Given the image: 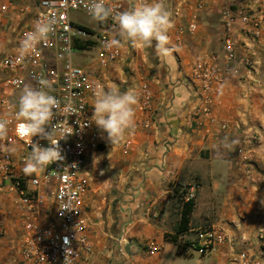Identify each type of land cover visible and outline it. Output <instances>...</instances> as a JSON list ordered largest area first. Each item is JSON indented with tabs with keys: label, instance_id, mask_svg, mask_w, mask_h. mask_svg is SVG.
Returning a JSON list of instances; mask_svg holds the SVG:
<instances>
[{
	"label": "crops",
	"instance_id": "0c3cea01",
	"mask_svg": "<svg viewBox=\"0 0 264 264\" xmlns=\"http://www.w3.org/2000/svg\"><path fill=\"white\" fill-rule=\"evenodd\" d=\"M117 1L122 11L136 2ZM36 3L0 0L6 8L0 13V56L15 50L19 34L32 23ZM166 3L174 22L170 55L125 44L116 61L88 72L106 90L145 88L150 101L146 108L135 106V129L114 145L93 123L99 142L86 163L90 183L83 207L90 249L79 247L74 264H232L240 251L264 264V240L257 238L264 229V0ZM229 13L258 21L259 36L253 39L251 28L237 22L235 59L226 63L223 21ZM78 24L98 29L97 23ZM191 24L195 30L188 32ZM180 29L184 32L178 41ZM202 59L222 76L209 93L191 82L193 65ZM7 94L0 88V97ZM13 144L18 150L12 154L11 180L40 175L44 169L25 175V162L19 159L30 154L18 141ZM248 168L251 179L245 175ZM11 186V181L0 186V264H28L21 256L32 207H24ZM190 186L195 187L194 208L189 231L177 239L185 249L178 255L165 235L175 234L179 219L174 193ZM37 192L44 200L33 213L44 224L51 219L53 197L46 188ZM209 227L221 229L227 242L210 253L194 250L196 231ZM145 246L158 252L149 253Z\"/></svg>",
	"mask_w": 264,
	"mask_h": 264
},
{
	"label": "built area",
	"instance_id": "2783aa9c",
	"mask_svg": "<svg viewBox=\"0 0 264 264\" xmlns=\"http://www.w3.org/2000/svg\"><path fill=\"white\" fill-rule=\"evenodd\" d=\"M122 11V5L117 0H108ZM88 0H37L36 11L32 23L19 34L15 50L0 58V88L11 94L0 97V117L13 120L9 135L3 142L5 146L15 141L20 143L23 151L31 153V147L22 134L15 131V113L18 106V97L13 94L22 91L25 84L39 86L40 78L51 82V94L61 101V110L57 111L53 123L57 126L56 139L59 141L58 150L62 159L44 168L43 172L35 177L13 180L15 165L13 155L0 149V186L11 181V187L16 191L24 207H32L29 220L25 224L26 237L22 249V261L28 264H74L78 257V248L89 252L90 246L86 238L87 219L84 217V202L88 196L90 175L86 171L87 159L95 151L99 142V132L91 122V101H94V88L97 84L91 75L75 62L79 52L75 44L88 40L91 37L82 26L71 18L72 13H83L90 16L86 4ZM0 7V13L5 12ZM45 16H55L58 23L54 33L47 43H42L37 50L25 58L18 55L19 41L32 30L33 23ZM107 29L96 43V57L99 66H105L116 61L120 52L117 48L109 49L107 42L113 37L114 21L110 18ZM239 22L244 27L251 28L252 38L259 36V22L248 14L235 17L232 13L226 14L223 21V53L226 63L235 59V44L232 38L235 24ZM195 30L194 25H188L187 31ZM184 30L177 31L179 41ZM222 81L218 68L206 60L197 61L192 68L191 82L196 83L204 93L216 90L215 84ZM139 93V105L146 108L150 95L145 88ZM67 111L75 112L66 115ZM50 131V129H49ZM65 134L66 138L62 139ZM39 140L34 137L33 142ZM41 146L47 147V140H39ZM242 154V151H238ZM243 157V160H247ZM26 156H20L19 162H25ZM245 175L252 178V170L246 169ZM28 185L29 189L27 188ZM40 188L49 189L53 197L51 219L41 223L34 215L33 209L43 203V196L37 192ZM195 199V187L190 186L184 196V202ZM257 238L264 240V229L257 233ZM227 242L225 233L215 227L197 230L192 244L194 250L201 253H210ZM149 253H156L158 249L145 246ZM124 253L123 247L119 248ZM232 264H259L247 252L240 251Z\"/></svg>",
	"mask_w": 264,
	"mask_h": 264
},
{
	"label": "clouds",
	"instance_id": "9594fccd",
	"mask_svg": "<svg viewBox=\"0 0 264 264\" xmlns=\"http://www.w3.org/2000/svg\"><path fill=\"white\" fill-rule=\"evenodd\" d=\"M85 6L93 20L103 23L111 18L114 21V35L107 42L109 49H119L129 44L133 48H154L155 54L160 57L171 54L173 49L170 47L169 32L174 22L166 0H136L123 11H117L108 0H88ZM57 23L55 16L37 19L32 30L19 41V57L32 55L40 44L47 43ZM38 85L23 86L15 113V131L18 136L22 134L31 147L23 168L25 175H33L62 159L58 150L61 139L55 138L58 129L53 123L57 111L61 110V101L51 94L52 84L49 80L40 78ZM93 91L91 122L107 133L112 145L121 142L127 133L135 129V106L139 103V93L133 88L121 91L109 87L106 90L100 85ZM65 112L70 115L75 109L69 112L66 106ZM12 123L13 120L0 117V142L7 139ZM34 137L47 140L48 146H41L39 140L33 142ZM0 149L8 154H15L18 150L14 144L5 146L3 143H0Z\"/></svg>",
	"mask_w": 264,
	"mask_h": 264
},
{
	"label": "trees",
	"instance_id": "16d2710c",
	"mask_svg": "<svg viewBox=\"0 0 264 264\" xmlns=\"http://www.w3.org/2000/svg\"><path fill=\"white\" fill-rule=\"evenodd\" d=\"M97 23V28L99 30H105L108 28L110 24V20L106 22H98ZM87 33H89L91 36L95 35V32L92 30H89L88 28L82 27ZM94 43L90 42L89 40L81 41L79 43L75 44L76 49H85L87 47H92ZM187 191L183 192L179 200L177 201V207L179 210V219L176 224L175 228V234L174 235H165V239L168 241L173 242L176 247H177V254L182 255L183 253L181 252L183 247L180 246V244L177 243V239L179 236H182L183 234L187 233L189 231V223H190V215L192 213V210L194 208V201H189V202H184V196Z\"/></svg>",
	"mask_w": 264,
	"mask_h": 264
},
{
	"label": "rangeland",
	"instance_id": "374dc122",
	"mask_svg": "<svg viewBox=\"0 0 264 264\" xmlns=\"http://www.w3.org/2000/svg\"><path fill=\"white\" fill-rule=\"evenodd\" d=\"M71 18L77 23L86 24L88 26H96L95 20H93L91 16H87L83 13H72ZM93 32H95V35L88 38V40L95 44L97 42L98 38L102 35V33L99 29H96V31H93ZM109 32H112V34L114 35L113 30H110ZM79 51L80 52H78V54H76V56H75V62L80 67H82L85 71L90 72V70H92V67L94 65L99 66V63L97 62V57L95 56L96 52H97V48L95 45H93L92 47H87L85 49H79ZM1 57L2 56H0V58ZM0 83H1V79H0ZM6 92L8 94H11L7 90H6ZM185 191H187V187H184L180 190H177L174 193V197L176 198L177 201L181 197L182 193Z\"/></svg>",
	"mask_w": 264,
	"mask_h": 264
},
{
	"label": "water",
	"instance_id": "95a60500",
	"mask_svg": "<svg viewBox=\"0 0 264 264\" xmlns=\"http://www.w3.org/2000/svg\"><path fill=\"white\" fill-rule=\"evenodd\" d=\"M127 249V248H126Z\"/></svg>",
	"mask_w": 264,
	"mask_h": 264
}]
</instances>
